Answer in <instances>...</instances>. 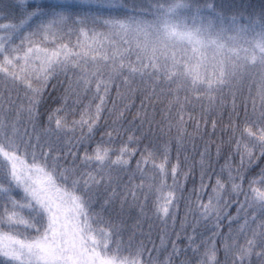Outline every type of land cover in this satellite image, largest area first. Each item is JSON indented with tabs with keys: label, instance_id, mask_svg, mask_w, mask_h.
<instances>
[{
	"label": "snow or ice",
	"instance_id": "6c2138e0",
	"mask_svg": "<svg viewBox=\"0 0 264 264\" xmlns=\"http://www.w3.org/2000/svg\"><path fill=\"white\" fill-rule=\"evenodd\" d=\"M0 85V264H264V0H0Z\"/></svg>",
	"mask_w": 264,
	"mask_h": 264
},
{
	"label": "trees",
	"instance_id": "16d2710c",
	"mask_svg": "<svg viewBox=\"0 0 264 264\" xmlns=\"http://www.w3.org/2000/svg\"><path fill=\"white\" fill-rule=\"evenodd\" d=\"M253 2L256 3V4H259L260 3V0H253ZM71 39H72L73 42H75V39L76 38L73 36V37H71ZM61 79H63V77H61ZM53 83H56V81H53ZM66 84H67V81H65V85ZM60 91H62V89H60ZM0 92H3L4 100L2 102L6 104L7 103V95L8 94H7V92H4L3 91L2 85H0ZM112 96H113V98H115V90H113ZM12 98L13 99L16 98L15 92H13ZM87 102H88V100L86 99L84 101V103H87ZM135 104H136V106L138 108L139 105H140V99H136L135 100ZM108 106L111 107V101H109V105ZM161 107H163V105H157V110H159ZM228 110H230V103H229V109ZM149 111L151 112V108H149ZM135 112H136V108H133L132 111H131V113L128 114V119L129 120L132 119V117L135 114ZM194 114L195 115H199V107H197L196 112ZM71 118L72 117H69V119H71ZM77 118H78V116H77ZM227 118H228V111H224V113H223V119L222 120H220V117L219 116L209 117V119H208V125H207V132L208 133H211L212 132L211 119H217L219 121V126L217 128L216 135L212 137L213 140L219 142V139L221 138L220 128L223 127V125L227 123ZM156 119L157 120H160L161 119L160 115H157L156 116ZM137 123H138V121H137ZM204 128H205V125L203 123V120H201V129H202V131L204 130ZM193 129H194V124H191V122H190L189 123V127H188V131L189 132H192ZM173 135H174V133H173ZM165 139H167V137H165ZM204 139L207 140L208 139V136L205 135V138ZM223 139L226 140L227 137L224 136ZM195 143L197 145V149L198 150H202L203 149L204 140H201L197 136L196 139H195ZM188 150H189V153L191 154L193 160H199L198 151L193 152V150H192V143L191 142H189V144H188ZM211 150H212L213 155H215V144L212 145ZM171 158H172V163H175L176 162V151H175V145H174V143H173V150H172V153H171ZM180 159H181V162H183V154L181 155ZM237 159H238V157H237ZM220 163L222 164L223 163V160H221ZM132 164H133V167H135V160H133ZM217 168H219V165H217ZM196 175H197L196 184L198 186V183H199V180H198L199 171H198V169H197ZM136 182L139 183V179H137ZM170 182L171 181L169 180V183ZM187 186H188L189 189H191L193 187V182H192L191 178L189 179ZM185 195L187 196L188 193L186 192ZM194 198L195 197H193V199ZM205 199H206V197H205ZM241 199H243V197H241ZM126 211H127V206H126ZM231 211L233 213H235V209L234 208ZM183 214H184V205H183V202H181V204H180V216L182 217ZM125 219L128 220V227L131 228L132 225L135 223V213L133 212L131 216H126ZM147 228H148V224L145 223L144 224V230L147 231ZM224 231L226 232L227 229L225 228ZM156 242L159 243V240L157 239ZM241 242H243V239L242 238H241ZM221 258H223L222 255H221Z\"/></svg>",
	"mask_w": 264,
	"mask_h": 264
}]
</instances>
